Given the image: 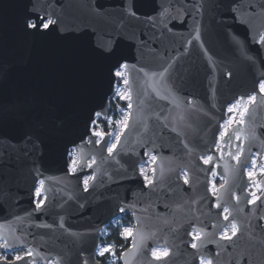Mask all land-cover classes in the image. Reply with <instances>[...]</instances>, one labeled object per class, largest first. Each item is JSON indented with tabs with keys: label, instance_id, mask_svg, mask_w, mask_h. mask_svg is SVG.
<instances>
[{
	"label": "water",
	"instance_id": "water-1",
	"mask_svg": "<svg viewBox=\"0 0 264 264\" xmlns=\"http://www.w3.org/2000/svg\"><path fill=\"white\" fill-rule=\"evenodd\" d=\"M202 2L135 0L133 17L126 0H0V250L31 253L0 264H101V230L121 214L133 220L121 264H264V172L254 203L246 175L254 155L264 166V0H206L198 15ZM34 12L57 24L34 34ZM121 61L127 126L109 153L111 133L90 119L108 115ZM251 95L220 137L227 107ZM151 155L148 184L139 166Z\"/></svg>",
	"mask_w": 264,
	"mask_h": 264
},
{
	"label": "rangeland",
	"instance_id": "rangeland-1",
	"mask_svg": "<svg viewBox=\"0 0 264 264\" xmlns=\"http://www.w3.org/2000/svg\"><path fill=\"white\" fill-rule=\"evenodd\" d=\"M123 76L122 77H117L116 79V83H115V88L113 91V94L115 97L118 98H127L128 97V88L127 85L124 83V81L126 80V71L125 69L123 70ZM250 97H253V95L247 97L244 101H236V102H232L228 107H227V112H226V119L223 121V124L221 126V132H220V137L226 132L227 128L232 125L233 123H235L236 121H240L242 118L241 113L243 112V110L248 106V104L252 101L250 100ZM229 108H232V111L229 112ZM128 117V111H123L118 118H116L115 120H112L111 118L108 119V124L110 125V127L106 130L104 129H100L103 132H109L111 133V137H110V141H109V145L107 147V149L111 146V144L116 143L117 140V136L120 135V133L122 132L125 124L124 121L127 120ZM111 121H113L111 123ZM112 126V127H111ZM93 131H97V130H93ZM153 157L154 156H149L144 162H142L139 166V171L141 172V170H143L144 175L148 176L151 179V173H152V165H153ZM263 157H264V152H263ZM207 157H204L203 159H206ZM73 161H75V163H73ZM77 161V152L75 149H71L69 152V168L72 170L73 167L75 166ZM264 172V166L262 164L261 159H258L256 157V155L253 156L252 161L250 163V165L247 166L246 168V175L247 178L249 180V185H248V189L250 191V200H253V193L256 194V196L260 193V184H259V178L260 176L263 174ZM249 173H252L251 176H249ZM90 176H85V179H89ZM144 179V177H143ZM147 182V181H145ZM222 183V178L220 176H216V175H211L210 178V189L213 193L216 192L217 187ZM39 185L37 186V188H39ZM213 185L215 186L213 188ZM40 200L43 199V194L41 193V196L39 198ZM35 202L37 203V198L35 197ZM225 213V211H224ZM122 215V214H121ZM121 215L116 216L114 219H112L108 224H112V225H117L120 226V236L123 239H128L131 237V235H127L126 234V229L131 231H133V220L131 223H127V224H123L122 220H121ZM107 224V225H108ZM233 224V223H232ZM231 224V225H232ZM227 230L228 235L231 234V226L229 227H225L222 231V233H224ZM109 233V228L108 226H105L102 230H101V234L100 237L102 238V242L99 243L98 248H97V255H101V252H104V249H110V251L104 252L103 255L106 256L107 261L106 264H116V258L114 256V250L116 249V246L114 244V242L112 240H108L107 235ZM221 233V235H222ZM1 244V242H0ZM154 251H157L159 253H163L165 251H167L165 248L162 247H155L152 251V253ZM28 250L26 249H16V250H10V251H4V250H0V258H5L6 257H10V259L8 260H13L16 256H22L24 254H27ZM201 260L204 261V264H207V262L209 261L208 259H204L202 258ZM201 260L199 262V264H201ZM42 264V263H39ZM46 264H52V261L47 262Z\"/></svg>",
	"mask_w": 264,
	"mask_h": 264
},
{
	"label": "snow or ice",
	"instance_id": "snow-or-ice-1",
	"mask_svg": "<svg viewBox=\"0 0 264 264\" xmlns=\"http://www.w3.org/2000/svg\"><path fill=\"white\" fill-rule=\"evenodd\" d=\"M205 3H206V0H203V2L197 7L196 11H197V14H202L201 13V9H203L204 11H206L207 9L205 8ZM233 4L236 5V7H239V4H238V0H233ZM262 7H264V5H262ZM126 12H128L131 16L135 17L136 16V3H135V0H126V4H125V9H124ZM231 11L235 12L236 8H230ZM189 12V14L191 15V10H187ZM167 12V10H164V13H161V15H164L165 13ZM173 20L175 19H178V17H169ZM182 22H186V21H182ZM57 24V21L48 17V16H41L38 12H34V18L33 17H29L28 19H26L25 21V27L28 28V29H31L33 31L34 34H43V33H46L48 31H50L52 29V27L54 25ZM165 28H167V25H165ZM260 41L261 42H264V35H261L260 36ZM115 53V49L114 47L113 48H102L101 49V54L102 55H106V56H112L114 55ZM250 60H253L254 62V58L253 57H249ZM127 68V62H124V61H121V62H118L115 66H114V71H113V75L115 77H122L123 76V70ZM165 71H167V69H165ZM125 84L128 83L127 80L124 81ZM259 88H260V91L262 93H264V78H262L261 82L259 83ZM250 100L254 101L255 100V97H250ZM229 112L232 111V108H229L228 109ZM6 115V113L4 112L3 109H0V119H3L4 116ZM96 117H99L101 115L100 112H96L94 114ZM241 115H243V113H241ZM242 122V121H241ZM90 124H95V120L94 119H90ZM124 124L125 126H127V120L124 121ZM93 135H96V136H99L100 134L99 133H93ZM37 140H39V137L37 136L36 137ZM119 139L120 137L117 136L116 140H117V143L119 142ZM117 143H113L111 144V146L108 148V151L109 153H112L114 149H116L117 147ZM43 145V142L41 141V146ZM147 154V153H145ZM153 159H155V157H153ZM212 156H208L206 159H204V164H209L211 161H212ZM73 163H75V161H73ZM140 175H142L144 177V180L147 181L148 184H151L152 183V180L144 175V172L143 170H141L140 172ZM213 175H215V172H213ZM252 173H249V176H251ZM91 179V177L89 178ZM89 179H85L83 181V184L85 186V190H87V187H88V184H89ZM184 183L187 184L188 183V179L187 177H185L184 179ZM39 184L40 186L42 187L43 184H44V181L43 180H40L39 181ZM215 186L213 185V188ZM215 194V193H214ZM254 199H253V203L255 202L256 199H259L258 196H256L255 193L252 194ZM34 196L37 198V203H36V209H41L43 207V204H44V201L43 200H40V196H41V188H35L34 190ZM121 211H123V209H121ZM225 213L228 212V209L225 208L224 209ZM224 219L227 220L228 219V216L225 215L224 216ZM126 231V234L127 235H131V231L130 230H125ZM237 233V225L235 223H233L231 225V236L228 235V232L227 230L222 233V239H228V240H231V237L232 236H235ZM195 239H199V235L197 234L195 236ZM0 247H8L7 244L5 245H0ZM192 247L193 248H196L197 245L196 244H192ZM107 251H110V249H104V252H107ZM104 252H101L100 254L103 255ZM27 255H31V253H27ZM167 255V252H163V253H159L157 251H154L153 252V256H155L157 259H160L161 256H166ZM22 257L20 256H16L14 258V260L16 261H19L21 260ZM201 264H204V261L201 260ZM207 264H211V261H208Z\"/></svg>",
	"mask_w": 264,
	"mask_h": 264
},
{
	"label": "trees",
	"instance_id": "trees-1",
	"mask_svg": "<svg viewBox=\"0 0 264 264\" xmlns=\"http://www.w3.org/2000/svg\"><path fill=\"white\" fill-rule=\"evenodd\" d=\"M129 102L127 98H118L112 94L109 98V111L106 117H96L95 124L92 125L93 130L108 129L110 125L108 124V119L111 118L115 120L123 111H128ZM113 121H111L112 123ZM112 127V126H111ZM121 220L123 224L131 223L132 216L130 214H122ZM109 228V233L107 235L108 240H112L116 246L114 250V256L116 258V264H121L120 254L121 252L130 245V238L123 239L120 236V226L108 224L106 225ZM102 242V238L99 237V243ZM10 259V257H6ZM97 258L100 260L101 264H106L107 258L105 255H97Z\"/></svg>",
	"mask_w": 264,
	"mask_h": 264
}]
</instances>
